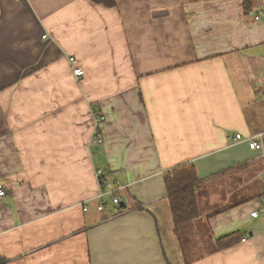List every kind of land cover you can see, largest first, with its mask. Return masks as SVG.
Returning a JSON list of instances; mask_svg holds the SVG:
<instances>
[{
	"label": "crops",
	"instance_id": "obj_1",
	"mask_svg": "<svg viewBox=\"0 0 264 264\" xmlns=\"http://www.w3.org/2000/svg\"><path fill=\"white\" fill-rule=\"evenodd\" d=\"M114 1L0 0V257L264 264L262 0ZM182 164L198 214L178 238L165 177ZM97 169L120 184L105 211Z\"/></svg>",
	"mask_w": 264,
	"mask_h": 264
},
{
	"label": "trees",
	"instance_id": "obj_2",
	"mask_svg": "<svg viewBox=\"0 0 264 264\" xmlns=\"http://www.w3.org/2000/svg\"><path fill=\"white\" fill-rule=\"evenodd\" d=\"M92 3L106 7H114V0H89ZM249 9V5L246 6ZM250 11V10H248ZM198 181L196 170L193 166L182 164L168 171L165 177V187L169 200L174 234L180 235V228L197 217V200L195 185ZM238 233H231L216 239L215 249L220 251L231 247L239 238ZM240 239V238H239ZM0 264H5L0 257Z\"/></svg>",
	"mask_w": 264,
	"mask_h": 264
},
{
	"label": "built area",
	"instance_id": "obj_3",
	"mask_svg": "<svg viewBox=\"0 0 264 264\" xmlns=\"http://www.w3.org/2000/svg\"><path fill=\"white\" fill-rule=\"evenodd\" d=\"M262 3L264 5V0H262ZM250 14L253 16V19L255 21H258L264 15V7L259 8L256 12L252 11V12H250ZM42 38H46V35H43ZM69 60L74 61V58L71 57V58H69ZM73 73L76 76H81L83 74V70L81 68H74ZM103 119H104V117L102 115L97 116L96 117V123H100ZM235 139H237V140L241 139V135L236 134ZM94 142L95 143H101L102 139L96 137L94 139ZM247 144H248V147L250 149H253V150H260L261 149V145L258 142H256L255 140H247ZM95 172H96V178L98 180V184H99L100 189H101L100 193L98 195L99 202L97 205V209L99 211H105L106 206H105L104 202L101 200L102 196L105 193L110 194L112 202L118 206V204L120 203V198H119V195L117 194V191L120 188V184L118 182L112 183V182L107 181L102 170H100V169H97ZM263 176H264V173H263ZM102 190H103V192H102ZM104 190H106V192H104ZM4 194H5L4 186H3V184L0 183V196H3ZM261 205L264 207V199L261 202ZM83 209L86 210L87 207H84ZM117 213H119V212H116L115 214H117ZM257 215H258L257 211H254L251 213L252 217H257ZM245 239L246 238H243L242 241Z\"/></svg>",
	"mask_w": 264,
	"mask_h": 264
},
{
	"label": "rangeland",
	"instance_id": "obj_4",
	"mask_svg": "<svg viewBox=\"0 0 264 264\" xmlns=\"http://www.w3.org/2000/svg\"><path fill=\"white\" fill-rule=\"evenodd\" d=\"M6 132L5 123L3 121V114L0 111V134H4ZM106 206V205H105ZM120 211H122V208H119Z\"/></svg>",
	"mask_w": 264,
	"mask_h": 264
},
{
	"label": "water",
	"instance_id": "obj_5",
	"mask_svg": "<svg viewBox=\"0 0 264 264\" xmlns=\"http://www.w3.org/2000/svg\"><path fill=\"white\" fill-rule=\"evenodd\" d=\"M122 205V204H121Z\"/></svg>",
	"mask_w": 264,
	"mask_h": 264
}]
</instances>
